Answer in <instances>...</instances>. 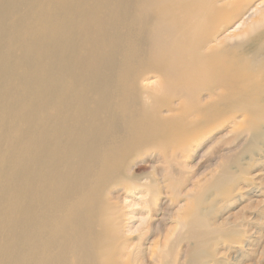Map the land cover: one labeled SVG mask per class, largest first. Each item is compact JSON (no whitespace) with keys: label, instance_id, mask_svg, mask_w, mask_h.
<instances>
[{"label":"bare ground","instance_id":"6f19581e","mask_svg":"<svg viewBox=\"0 0 264 264\" xmlns=\"http://www.w3.org/2000/svg\"><path fill=\"white\" fill-rule=\"evenodd\" d=\"M263 14L264 0H0V264L247 256L249 230L213 214L256 194ZM225 124L234 139L247 134L242 156L196 202L189 177L176 192L180 184L160 178L157 166L142 176L134 167L153 151L174 169L178 149ZM122 184L145 187L146 196L121 204L111 192ZM163 192L173 203L186 197L182 213L158 217Z\"/></svg>","mask_w":264,"mask_h":264},{"label":"rangeland","instance_id":"374dc122","mask_svg":"<svg viewBox=\"0 0 264 264\" xmlns=\"http://www.w3.org/2000/svg\"><path fill=\"white\" fill-rule=\"evenodd\" d=\"M259 1L261 0H255L256 3ZM263 17L264 14L256 16V19L261 18L264 23ZM261 29V32L263 31L264 34V26ZM258 34L259 32L256 31V34L251 33L249 35L250 37L247 38L252 39L256 36L257 39ZM262 42L264 43V39L259 43L258 50ZM248 59L249 61H252L251 56ZM156 81V77H150L146 82L155 83ZM232 128H234L233 124H225L224 126L212 130L211 133L207 134L200 141H196L194 144L192 143L190 146L191 148L188 146L186 148L181 147L178 149V152L176 153L178 156L175 158L174 169L168 167L171 163L166 162L162 156L159 157L156 153H152L153 151L147 153L149 156L140 155L135 162L134 167L138 170V174L142 176V174L151 171V165L157 166L160 178L166 179L168 184L170 182H178L180 184V188H176V192H179V190L183 188V181L189 177V180L191 179L193 184H190L188 188L193 192L194 196H197L195 199L196 202L202 192H213L215 190L213 188L204 190V187L219 183L222 177V170H224L226 165H230L229 160L231 157L238 153L239 156H242L241 149L242 145L246 142L245 138L247 137V134L246 136L234 139L235 134L232 132ZM259 146H261L264 151V139ZM231 167H234V164H231ZM250 169L252 171V178H247H251V181H253V183L255 182L253 189L256 191V194L253 193L252 195L249 194V191H245L244 195L240 194L236 199L233 197V200H231L227 206H225L226 204L220 205L221 207L218 206L216 212L213 214L217 221L221 220V222H225L224 219L228 218L229 221H226L228 223L227 227L231 225H238V227L242 226L243 228L246 227L249 232L245 233L246 235L244 234L242 238H245V240L247 237L253 239L251 251L249 254H246L247 256L235 257L237 252H230L228 260H225L224 264H264V152L261 157H257L256 163H252ZM170 170H172L173 173ZM219 174L220 176H218ZM133 188L130 184H122L118 185V187L115 186L113 187L115 190H112L113 192H111V196L113 198H119L121 204L124 205L141 200L146 196V192H142L146 190L145 187ZM165 195H167L165 192L159 194V198L154 202V209H156L158 217L162 216L165 210L182 213L183 208L188 203L186 197L178 193V196L174 198L173 203L170 202L171 198H167ZM195 202L193 205L196 208L197 205ZM123 208L126 212L132 211V209L129 210L130 207L124 206ZM174 224H176L175 219L170 221V223L166 225V228H172L175 226ZM181 228L182 227L179 226L178 230ZM162 238L163 241H165L163 236ZM176 239V234H170V238L165 241L168 245V251L172 249L173 242ZM182 247H184L183 244L181 245V248ZM181 248H179V251ZM181 253L182 252H180V254ZM178 259V264H181L182 260L180 255Z\"/></svg>","mask_w":264,"mask_h":264}]
</instances>
